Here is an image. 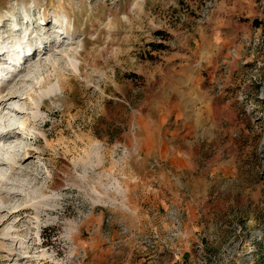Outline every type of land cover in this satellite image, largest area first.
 <instances>
[{
  "label": "rangeland",
  "instance_id": "374dc122",
  "mask_svg": "<svg viewBox=\"0 0 264 264\" xmlns=\"http://www.w3.org/2000/svg\"><path fill=\"white\" fill-rule=\"evenodd\" d=\"M1 47L0 264H264V0H0Z\"/></svg>",
  "mask_w": 264,
  "mask_h": 264
},
{
  "label": "crops",
  "instance_id": "0c3cea01",
  "mask_svg": "<svg viewBox=\"0 0 264 264\" xmlns=\"http://www.w3.org/2000/svg\"><path fill=\"white\" fill-rule=\"evenodd\" d=\"M204 110L203 107H200L194 112L185 111L181 113V116L186 115L185 121L181 123H160V138L156 140L160 153L157 154L155 159L156 164L154 165L153 163L152 165V167L155 166L152 177L144 178L145 181H142V184L151 188L154 186L156 188L160 187V191H163V193L166 187L175 185L170 172L174 170L178 162H187L183 158L187 160L195 156L194 154H190L187 149L184 150L182 145H189L193 140H197L198 145L205 142L204 129L200 128V125L196 122L197 117H200ZM191 113H193L194 117L190 116ZM177 115L173 116L176 118Z\"/></svg>",
  "mask_w": 264,
  "mask_h": 264
},
{
  "label": "bare ground",
  "instance_id": "6f19581e",
  "mask_svg": "<svg viewBox=\"0 0 264 264\" xmlns=\"http://www.w3.org/2000/svg\"><path fill=\"white\" fill-rule=\"evenodd\" d=\"M29 33L30 32H27V33H23L21 34V36H19L18 39H16V41H20L21 43H25V44H30V41L29 40ZM46 32L42 31L41 32V37L43 36V38H48L50 37L49 35H51V33H49L47 36H45ZM48 33V32H47ZM42 43H44V41H41ZM32 43V42H31ZM21 46V45H20ZM21 50L22 48H19V50H15L14 53H13V57H9L7 58L8 59H17L18 62L19 60L24 56L22 53H21ZM34 50H36V48H34ZM43 52L42 54H39L40 55V58L43 57V54L45 53V48H42L41 49ZM5 51L7 52V50H5L3 47L0 48V57L2 55H4ZM34 58V56H33ZM7 61H4L1 66V70H2V67L4 68L5 66V69L6 68H9L11 70V67L9 65L6 64ZM7 70V69H6ZM14 71L16 70L15 68L13 69ZM8 71V70H7ZM15 77V76H14ZM13 77L12 80H15V78ZM6 86L5 83H1V87L4 88ZM19 94H16L15 90H9L7 92H3L2 95L0 94V104H3L6 100L8 99H11L12 97L14 96H18ZM20 96V95H19ZM19 126V125H18ZM17 125H10L8 128H4V129H0V141H2L3 143L5 142H13L15 139H17L18 135H20V127L22 128L23 127V122H20V127H19V130H18V127ZM17 128V129H16ZM18 155V154H17ZM3 162L2 159H0V163Z\"/></svg>",
  "mask_w": 264,
  "mask_h": 264
}]
</instances>
